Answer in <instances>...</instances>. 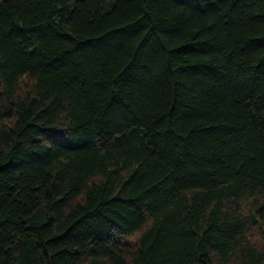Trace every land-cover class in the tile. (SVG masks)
I'll use <instances>...</instances> for the list:
<instances>
[{
  "label": "trees",
  "instance_id": "1",
  "mask_svg": "<svg viewBox=\"0 0 264 264\" xmlns=\"http://www.w3.org/2000/svg\"><path fill=\"white\" fill-rule=\"evenodd\" d=\"M0 264H264V0H0Z\"/></svg>",
  "mask_w": 264,
  "mask_h": 264
},
{
  "label": "rangeland",
  "instance_id": "2",
  "mask_svg": "<svg viewBox=\"0 0 264 264\" xmlns=\"http://www.w3.org/2000/svg\"><path fill=\"white\" fill-rule=\"evenodd\" d=\"M253 237L256 238V235H254Z\"/></svg>",
  "mask_w": 264,
  "mask_h": 264
}]
</instances>
